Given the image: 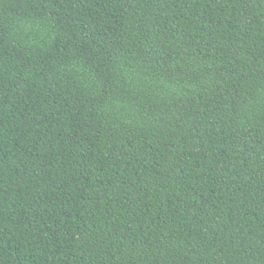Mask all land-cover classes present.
<instances>
[{
	"label": "trees",
	"instance_id": "trees-1",
	"mask_svg": "<svg viewBox=\"0 0 264 264\" xmlns=\"http://www.w3.org/2000/svg\"><path fill=\"white\" fill-rule=\"evenodd\" d=\"M0 264H264V0H0Z\"/></svg>",
	"mask_w": 264,
	"mask_h": 264
}]
</instances>
